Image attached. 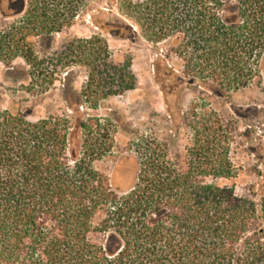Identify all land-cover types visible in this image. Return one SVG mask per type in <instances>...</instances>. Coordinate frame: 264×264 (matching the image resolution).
<instances>
[{
  "label": "trees",
  "instance_id": "1",
  "mask_svg": "<svg viewBox=\"0 0 264 264\" xmlns=\"http://www.w3.org/2000/svg\"><path fill=\"white\" fill-rule=\"evenodd\" d=\"M51 1L30 0L31 22L51 11ZM121 10L129 22L93 18L100 33L74 37L55 53L49 64L64 77L32 78L40 94L61 83L64 111L30 121L0 110V264H264V175L255 198L217 183L242 171L231 159L234 135L217 114L192 106L193 143L183 162L154 136L130 142L137 173L127 191L98 167L113 157L117 129L100 106L138 87L131 61L114 62L104 35L167 43L155 81L178 129L183 120L170 96L182 81L222 96L260 77L264 0H124ZM36 29L17 30L61 32ZM172 57L183 72L170 66ZM75 67L86 73L80 91Z\"/></svg>",
  "mask_w": 264,
  "mask_h": 264
},
{
  "label": "rangeland",
  "instance_id": "2",
  "mask_svg": "<svg viewBox=\"0 0 264 264\" xmlns=\"http://www.w3.org/2000/svg\"><path fill=\"white\" fill-rule=\"evenodd\" d=\"M124 0H53L47 14L31 22L30 0H0V41L4 48L0 50V110L13 114L22 113L30 121L44 118L49 111L61 113L65 104L61 98L62 85L46 94L33 90L31 80L64 77L57 74L49 62L57 60L56 52L74 37L87 38L100 33L97 23L100 21H127L121 10ZM140 1V0H133ZM5 10L7 14H3ZM41 14V13H40ZM46 16V17H45ZM116 24V23H115ZM41 33L44 28L60 29L49 37H25L17 29L33 28ZM112 58L118 64L130 60L138 78L137 89L124 95L113 96L104 101L98 113L110 116L116 121V150L113 157L98 164L107 172L114 185L122 191L129 190L134 184L137 173V154L128 149V144L142 137L154 136L166 142L170 154L183 162L193 143V132L189 127L191 108L195 104L198 112L217 114L234 135L231 159L242 171L233 179H220L221 186L235 188L239 196L255 198L258 191V174L264 175V58L260 65V77L250 86L225 95H215L210 89L193 86L182 81L170 100L177 102L182 123L174 129L164 93L155 81V64L158 56L168 50L167 43L155 47L145 40H123L105 34ZM14 43L12 40H21ZM24 56L31 60H46L41 68L31 67ZM170 66L183 72L184 64L172 57ZM75 88L80 91L86 82L83 68L75 67ZM92 114V111H88Z\"/></svg>",
  "mask_w": 264,
  "mask_h": 264
},
{
  "label": "flooded vegetation",
  "instance_id": "3",
  "mask_svg": "<svg viewBox=\"0 0 264 264\" xmlns=\"http://www.w3.org/2000/svg\"><path fill=\"white\" fill-rule=\"evenodd\" d=\"M1 3H2V0H1ZM2 13L3 14H7V12L5 10H2Z\"/></svg>",
  "mask_w": 264,
  "mask_h": 264
}]
</instances>
